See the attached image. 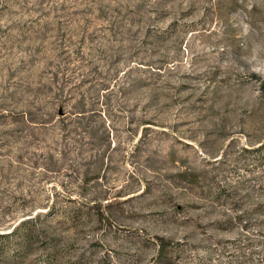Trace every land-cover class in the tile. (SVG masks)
<instances>
[{
	"label": "rangeland",
	"instance_id": "374dc122",
	"mask_svg": "<svg viewBox=\"0 0 264 264\" xmlns=\"http://www.w3.org/2000/svg\"><path fill=\"white\" fill-rule=\"evenodd\" d=\"M0 264H264V0H0Z\"/></svg>",
	"mask_w": 264,
	"mask_h": 264
}]
</instances>
